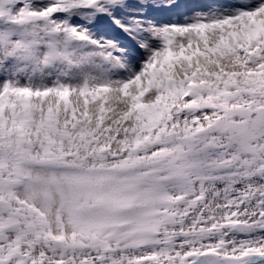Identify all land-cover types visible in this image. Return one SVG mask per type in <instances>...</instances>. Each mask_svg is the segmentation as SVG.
<instances>
[{
	"label": "snow or ice",
	"instance_id": "obj_1",
	"mask_svg": "<svg viewBox=\"0 0 264 264\" xmlns=\"http://www.w3.org/2000/svg\"><path fill=\"white\" fill-rule=\"evenodd\" d=\"M0 264H264V0H0Z\"/></svg>",
	"mask_w": 264,
	"mask_h": 264
},
{
	"label": "rangeland",
	"instance_id": "obj_2",
	"mask_svg": "<svg viewBox=\"0 0 264 264\" xmlns=\"http://www.w3.org/2000/svg\"><path fill=\"white\" fill-rule=\"evenodd\" d=\"M188 3L197 4V3H204L205 0H187Z\"/></svg>",
	"mask_w": 264,
	"mask_h": 264
}]
</instances>
